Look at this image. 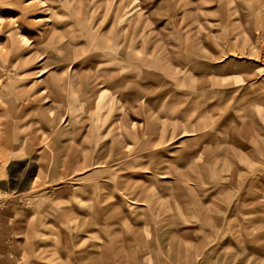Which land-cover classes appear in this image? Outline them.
Wrapping results in <instances>:
<instances>
[{
    "label": "rangeland",
    "instance_id": "obj_1",
    "mask_svg": "<svg viewBox=\"0 0 264 264\" xmlns=\"http://www.w3.org/2000/svg\"><path fill=\"white\" fill-rule=\"evenodd\" d=\"M41 1L12 15L0 0L11 264H264V0ZM15 24L23 48L11 56ZM54 84L60 103L42 92ZM120 127L128 159L113 180L78 170L76 149L93 160ZM108 244L119 262L105 260Z\"/></svg>",
    "mask_w": 264,
    "mask_h": 264
},
{
    "label": "bare ground",
    "instance_id": "obj_2",
    "mask_svg": "<svg viewBox=\"0 0 264 264\" xmlns=\"http://www.w3.org/2000/svg\"><path fill=\"white\" fill-rule=\"evenodd\" d=\"M9 2H11L12 4H13V7H11V10L9 11V13L10 14H12V15H15L17 12H21L22 14H24V15H27L28 13H29V10L31 11V9H34V7H39V6H41L42 4H41V1L40 0H9ZM4 9V8H3ZM1 13V12H0ZM3 13V12H2ZM5 14V13H4ZM42 19H44V18H42ZM39 20H41V19H39ZM39 20L37 19L36 20V22L39 24ZM46 20V19H45ZM44 20V21H45ZM42 21V20H41ZM20 23V22H19ZM11 27L13 28V27H16L15 29H18V31L17 30H12L11 29ZM9 29H7V35L9 36V37H11V35L12 36H15L14 37V42H12V44H11V46L9 47V48H7V54H11V56L12 55H14V52H16V51H18V50H20V49H22L23 48V40L21 39V38H16L17 37V34H20L19 33V28H20V26H19V24H15V25H12ZM27 29V28H26ZM29 30V29H28ZM4 33V32H3ZM12 40H13V37H12ZM6 49V48H5ZM4 54V53H3ZM5 55V54H4ZM3 55V56H4ZM0 57H2V54H1V56ZM5 58H6V56H4ZM10 58V57H9ZM156 60V59H155ZM12 61H10V63H11ZM157 62V61H156ZM9 63V62H8ZM9 63V64H10ZM3 67V66H2ZM7 68H8V64H7V66H6V69L5 70H7ZM162 70H163V68H162ZM166 71V70H165ZM166 73V72H165ZM167 74V73H166ZM169 74H171L170 72H169ZM39 76V75H38ZM93 79H94V77H92L91 79H90V81H93ZM129 79V78H128ZM126 81V80H125ZM89 83V82H88ZM91 86H92V89H93V91L94 92H96L97 91V89H96V83L95 82H93L92 84H91ZM2 93V92H1ZM0 93V96H3V94H1ZM164 96V95H163ZM163 96H161V97H163ZM57 98L58 99H60V97L59 96H57ZM53 100H54V98H53ZM176 109V108H175ZM174 110V109H173ZM94 112V111H93ZM185 112V111H184ZM206 112V111H205ZM204 112V113H205ZM181 113V112H180ZM206 114V113H205ZM204 114V115H205ZM65 123V122H64ZM69 123V122H68ZM66 124V123H65ZM64 124V125H65ZM132 124V126H133V124L134 123H130V125ZM166 124V123H165ZM130 125H128V126H130ZM128 126H126V128L128 127ZM131 127V126H130ZM126 128H124L123 130L126 132ZM194 131L195 130H187V129H184V130H181L179 133H178V136H179V138L180 137H184V136H193L194 135ZM149 132L151 133V135L153 136V135H158V129H157V122H155V124L150 128V130H149ZM112 140H111V142H110V144H108L107 145V142H103V141H97L92 147H91V151H92V156L94 157L93 158V160H92V157H90V158H88L89 156V154L86 152V150H81V149H76L77 150V152H76V154L77 155H79V158H80V164H83V165H81L80 167H78L77 169L78 170H82V169H85V170H90V171H92V170H94V171H97V172H101V171H105L109 176L107 177V178H104V180L103 181H105V182H110L111 180H113V177H112V175H113V173H114V170L118 167V164L119 163H121L122 162V164L123 163H125L124 161H126V159H128V158H125L124 159V157L122 156V155H124V154H122L123 152H122V144H121V142H119V139H118V137H121L122 138V127H120V128H118L117 129V131L116 132H114L112 135ZM160 137L161 136H156V138H154V139H157V140H159L160 139ZM173 137V135L172 136H169L168 138H164L162 141H160V142H158L157 144H168V143H170V140H171V138ZM184 140H186V139H183V140H180V141H176L175 142V145L173 146V147H176V146H179V145H181L183 142H184ZM147 144V142L146 141H144L143 142V144H141L142 145V147L139 149V150H136V151H141L140 153H135V154H139L140 156H144L145 154H143V152H144V149H146L147 147H145V145ZM156 144V143H155ZM153 145V144H152ZM151 145V146H152ZM154 147V146H153ZM135 151V152H136ZM113 154L115 155V157H113ZM192 154V153H191ZM113 158H112V157ZM146 156V155H145ZM96 157V158H95ZM56 157H54V159H53V161H56ZM123 159V160H122ZM112 161H114L113 163H111ZM203 165V164H202ZM103 167H106V168H103ZM120 167V166H119ZM200 167V166H199ZM203 167V166H202ZM92 168V169H91ZM103 168V169H102ZM148 168H150V171H151V174H152V171L154 172L155 170L152 168V167H148ZM198 168V167H197ZM201 171V170H200ZM203 171V170H202ZM82 171H80V173H81ZM84 174V173H83ZM116 174V173H115ZM148 175V174H147ZM77 176V175H76ZM7 177V176H6ZM75 177V176H74ZM83 177V176H82ZM85 177V176H84ZM83 177V178H84ZM79 178H77L76 180H78ZM81 179V178H80ZM79 183V182H78ZM149 185H150V183H149ZM122 187H124L123 189H125L126 187H127V184H125V185H122ZM149 188H147V189H142L141 190V194L140 195H143L145 192H147V190H148ZM145 195V194H144ZM149 196V195H148ZM129 201H130V204H131V206H132V204H133V208H136V207H138L139 208V206L140 205H145L144 203H143V199H140L139 197H134V195H131V194H129ZM141 202H140V201ZM197 209V208H196ZM216 211V210H215ZM217 212H218V210H217ZM219 215V214H218ZM66 229V228H65ZM217 230V229H216ZM113 237H116V234L113 236ZM69 239V238H68ZM120 239V238H119ZM58 240V239H57ZM111 245V244H110ZM58 247V246H57ZM121 247H122V245H121ZM63 250V248H60V250ZM65 250V249H64ZM120 249H111L110 251H109V253H108V255H107V257L108 256H111L112 255V252H113V255L114 254H117V252L119 251ZM65 254H66V251H65ZM110 254V255H109ZM155 258V257H154ZM114 260V259H113ZM107 262H108V260H106ZM154 261V260H153ZM155 263V262H154ZM177 263V262H176ZM179 263V262H178ZM107 264V263H106ZM184 264V263H183Z\"/></svg>",
    "mask_w": 264,
    "mask_h": 264
},
{
    "label": "crops",
    "instance_id": "obj_3",
    "mask_svg": "<svg viewBox=\"0 0 264 264\" xmlns=\"http://www.w3.org/2000/svg\"><path fill=\"white\" fill-rule=\"evenodd\" d=\"M41 1V0H40ZM42 2V1H41ZM41 6H43V4L41 5ZM40 6V7H41ZM38 20L39 19H41V20H39L40 22H39V26H41L43 23H44V25H47L48 23L46 22V21H44V19H42V17H39V18H37ZM36 19V20H37ZM35 20V21H36ZM38 36H41L42 34L40 33V32H38V31H36L35 32ZM57 89H59V86L57 85V84H54L53 86H50L49 88H44L43 90H42V92L43 93H45V97L47 96V94L48 93H51L52 94V97H51V101H52V103H60V102H62V99H61V97H60V95L59 94H57L56 95V93H57ZM48 95H50V94H48ZM57 96H59L60 97V99H58L57 98ZM53 98H54V100H53ZM108 226V225H107ZM109 245V251L111 250V245L110 244H108ZM5 246H4V243L2 242H0V264H11V261L9 260L10 259V257L8 256V255H6V253H5ZM109 251H108V253H109ZM108 255V254H107ZM114 261H120L118 258H120V256H119V254L117 253V254H114ZM139 259V258H138ZM105 260H108V257L107 258H105Z\"/></svg>",
    "mask_w": 264,
    "mask_h": 264
}]
</instances>
